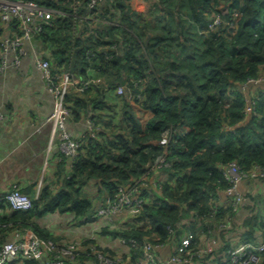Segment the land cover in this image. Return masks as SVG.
Returning a JSON list of instances; mask_svg holds the SVG:
<instances>
[{"label": "trees", "instance_id": "obj_1", "mask_svg": "<svg viewBox=\"0 0 264 264\" xmlns=\"http://www.w3.org/2000/svg\"><path fill=\"white\" fill-rule=\"evenodd\" d=\"M33 1L60 11L42 20L34 36L49 51L52 73L69 70L79 80L98 78L82 90L97 95L75 98L69 106L66 91L69 112L87 113L92 128L81 134L78 153L57 191L42 190L36 197L22 191L31 200L24 212L0 202V243L23 228L54 241L36 219L65 212L75 220L86 218L94 207L84 192L90 182L105 202L126 184L139 187L145 199L132 224L100 228V235L135 239L129 248L133 253L123 254L126 264H139L143 241L170 242L181 218L190 217L183 230L198 235L231 214L222 208L213 215L207 204L216 188L228 185L224 165L235 161L246 171L264 167V88L247 95L243 86L264 77V0H150V13L163 23L156 36L144 35V21L129 0H109L92 9L86 7L88 0ZM106 16L112 22L103 24ZM119 86L128 137L94 125L101 117L98 111L116 109L105 105L104 88ZM131 102L152 113L144 133L136 130ZM161 138L165 145L156 144ZM163 154L167 165L151 177ZM142 182L146 185L141 187ZM256 218L246 224L251 227ZM88 242L113 254L95 239ZM197 247L194 240L192 248ZM91 262L97 264L94 254L80 252L75 264ZM19 264L40 263L23 259ZM248 264H264V252L257 263Z\"/></svg>", "mask_w": 264, "mask_h": 264}, {"label": "crops", "instance_id": "obj_2", "mask_svg": "<svg viewBox=\"0 0 264 264\" xmlns=\"http://www.w3.org/2000/svg\"><path fill=\"white\" fill-rule=\"evenodd\" d=\"M145 4L139 2L141 7ZM45 9L47 18L60 13L57 10ZM17 30L16 24L10 26V24L0 21V59L3 56L9 59L8 66L0 70V114L2 115L0 118V196L10 190L12 185H17L21 192L28 191L34 195L42 190L57 191L65 176L69 174L72 163L71 159L58 149V142L56 139H52L54 126L51 121L46 120L53 107L52 95L47 90L45 78L36 66L34 59L38 55L40 57L47 55L48 49L43 48L36 40L33 42L23 41L21 44L22 54L17 63L14 64L12 60L13 51L11 49L3 55L2 40L11 37ZM243 86L244 91L249 95L254 93L258 89L257 87L264 88V82H248ZM82 90L78 83L69 85L66 96L69 106L73 105L75 98L85 95H87L86 98H93L97 95V92L92 89L86 93ZM102 97L105 105L106 102L112 103L118 110L120 109L119 103L120 99L122 100V95H119L114 88H104ZM132 103L129 105L134 111ZM138 111L140 114H136V117L140 119L143 130L140 132L144 133L146 123L152 113L142 107ZM88 122L90 123V118L87 113H70L68 128L74 135L80 136L92 128L87 129ZM87 186L93 188L91 196L100 198L95 205L103 204L105 202L104 195L98 193L96 184L90 182L87 183ZM238 189L243 195V200L233 212L231 228L218 232L216 223L206 232L202 230L198 235H195L198 246L209 247L205 257L194 261L195 264H223L227 250L235 246L241 237L250 239L257 237L264 221V179L247 177L239 183ZM212 193L214 196L207 204L214 215L218 210L227 208L224 205L228 195L224 189L219 188H216ZM65 213H47L37 218L36 222L57 243H65L73 240L72 238L82 241L87 233L84 229L88 227L90 231L93 228L92 225L80 226L74 221L67 222L64 217ZM130 215L128 212L125 213L120 218L122 223L128 218H133ZM255 216L257 217L256 221H253L249 227L246 221ZM189 220L190 217L181 218L176 223V230L173 229L174 231L171 232L170 239L172 240L165 244L161 243L162 247L157 249L161 258L168 259L170 257L172 248L179 241L181 235L187 231L183 230V226L187 225ZM178 230L180 231L177 233ZM100 236L103 237L95 240L101 247L112 249L115 252L128 253L127 245L114 243V238H110L109 235ZM9 238L10 236H7L6 239ZM212 238H215L214 242H212Z\"/></svg>", "mask_w": 264, "mask_h": 264}, {"label": "built area", "instance_id": "obj_3", "mask_svg": "<svg viewBox=\"0 0 264 264\" xmlns=\"http://www.w3.org/2000/svg\"><path fill=\"white\" fill-rule=\"evenodd\" d=\"M109 0H88L86 7L92 9L97 5L108 3ZM46 18V9L33 0H0V21L8 23L13 21L17 26V32L11 37H6L1 42V48L4 54L7 50L13 51L14 64L19 61L22 54L21 44L23 41L33 42L34 36L42 29V20ZM92 18V15L85 16V19ZM216 22V20H215ZM9 59L3 56L0 59V70L8 66ZM34 62L42 72L47 90L52 95L53 107L51 113L46 118L51 121L54 129L52 139L58 142V149L67 157L74 159L81 145V135H74L68 128L69 108L65 104L66 91L72 83H78L82 89L97 81L98 78L77 79L72 76L69 70H62L52 73L50 69L49 53L43 57H35ZM250 82H264V77L260 76L251 79ZM117 93L122 91V87L115 88ZM2 115L0 114V118ZM91 123H87V129L91 128ZM166 138L156 141V144L165 145ZM166 155H160L152 167L151 177L163 166L167 165ZM223 176L227 182L224 189L228 195L225 207L230 208L232 213L225 216L223 221L217 223L218 232L229 230L232 226L233 212L243 200V195L239 191V183L247 177H257L264 179V167L255 165L250 170L242 169L235 161L224 165ZM142 182L140 186H145ZM139 187L126 184L119 186L118 192L113 199H108L105 203L94 206L86 218L73 219L71 213H65L67 222H73L80 226L91 224L93 228L87 231L83 240L74 239L65 243H57L50 239L40 238L31 228L14 230L10 233V238L0 243V264H19L23 259L38 260L40 264H75L78 261L79 253L94 254L97 258V264H126L122 252H116L111 255L106 254L101 248L92 242L85 243L86 240L93 239L90 232L94 227L101 228L109 226L110 228L122 225L121 217L125 213H130V217H135L140 212L141 205L145 199L139 194ZM37 195H35L36 197ZM0 202H6L13 210H28L31 208V200L22 193L17 185H12L10 190L0 196ZM121 221V222H120ZM170 230L172 228H169ZM196 236L191 230L184 232L179 241L174 245L168 259H163L157 253V249L162 247L161 243L143 241L141 243V256L139 264H192L196 259L204 258L209 250L206 245H199L192 248ZM157 239V238H155ZM215 238H212L214 242ZM113 242L120 245L125 244L129 248L135 245V239L127 240L120 237L114 238ZM133 253L131 249L127 251ZM264 252V221L255 239L241 237L238 243L227 250L226 258L223 264H248L257 263ZM119 261V262H118ZM92 264H96L92 262Z\"/></svg>", "mask_w": 264, "mask_h": 264}, {"label": "rangeland", "instance_id": "obj_4", "mask_svg": "<svg viewBox=\"0 0 264 264\" xmlns=\"http://www.w3.org/2000/svg\"><path fill=\"white\" fill-rule=\"evenodd\" d=\"M139 2H143L146 3L144 6H140ZM131 8L138 13L140 16L139 18L141 19V22H143L141 24L142 27V32L144 33V35L146 36H156L158 35L160 32L163 31V28L161 27V25H163L162 21H160L159 19H156V17L150 13V11L152 10V4L150 2V0H130V2H127ZM76 7V5L74 6V8ZM110 19V17L106 16L102 19V23L103 24H108L109 22H112L111 20H106V19ZM115 19H117V17H115ZM114 19V21H115ZM115 22H120L119 20H116ZM122 34V33H120ZM121 46H119V44H117V51L120 52ZM69 88V87H68ZM124 89L122 88V91L119 93V95H122V97L124 98ZM123 98L122 100L120 99V109L118 110L117 108L115 109L114 107L110 108L109 111L107 110H103L102 112H98L101 117L97 118L96 120L99 122L95 123L97 129H106L108 131H110V133H112L113 135L118 131H122L124 133V135L126 137H128V131L126 128V122L125 118H124V113H123ZM132 103V102H131ZM133 108L135 109L134 111L131 110V114H132V119H134V124L136 125V130L137 131H143L142 130V124L140 122V119L138 117H136V114L139 115L140 112L139 110V104L133 102ZM132 109V108H131ZM129 121V120H128ZM132 125V123L130 122V126ZM84 192L86 194H88V196H90V198L92 199V201L94 202V206L95 204H97V202H99L100 198H95V196H91L92 194V190L93 188L89 187V186H85L84 187ZM131 216V215H130ZM129 221V222H128ZM128 224H132L133 223V218H128L126 221H124L122 224L127 223ZM90 235L93 239H101L103 236H100V229L94 227V230H92L90 232ZM111 238V237H110ZM114 246V244H113ZM112 250V249H111ZM113 251V250H112ZM113 253H116L115 251H113ZM117 254V253H116ZM123 254V253H122ZM119 262V261H118ZM118 264H122L121 262Z\"/></svg>", "mask_w": 264, "mask_h": 264}]
</instances>
